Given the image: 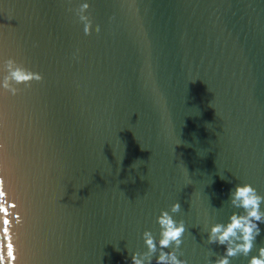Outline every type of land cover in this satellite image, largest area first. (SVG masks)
I'll return each instance as SVG.
<instances>
[{
  "label": "water",
  "instance_id": "obj_1",
  "mask_svg": "<svg viewBox=\"0 0 264 264\" xmlns=\"http://www.w3.org/2000/svg\"><path fill=\"white\" fill-rule=\"evenodd\" d=\"M0 144V264H130L175 202L215 264L231 191L264 196V0H0Z\"/></svg>",
  "mask_w": 264,
  "mask_h": 264
},
{
  "label": "clouds",
  "instance_id": "obj_2",
  "mask_svg": "<svg viewBox=\"0 0 264 264\" xmlns=\"http://www.w3.org/2000/svg\"><path fill=\"white\" fill-rule=\"evenodd\" d=\"M82 7L87 9L88 5L84 4ZM88 31L87 23L84 33L88 34ZM6 71L8 75L5 77V88L8 87L9 78L16 83H23L33 78L32 74L17 65L14 59L6 61ZM36 79L39 80L41 77L36 76ZM12 91L15 94V90ZM0 148H3L2 144H0ZM230 203L234 208L242 209L243 212H233L226 224L215 223L212 225L208 233V243L218 244L225 248L224 254L215 260V264H230L229 258L239 254L248 256L256 237L260 235L261 230L258 225L264 223V211H261L260 208V205L264 203V196L258 194L251 184H237L230 193ZM180 210L179 202L173 203L170 210H161L160 215L156 218L160 226V239L157 242L150 231H144L143 240L147 251L133 253L130 257V264H152L153 256L157 251L159 254L156 256L155 264H187L185 260L179 259L176 255V251L182 243L185 225L183 220H174L172 214H176ZM173 245L172 251H164ZM248 264H264V247L259 248L258 255L251 256Z\"/></svg>",
  "mask_w": 264,
  "mask_h": 264
},
{
  "label": "snow or ice",
  "instance_id": "obj_3",
  "mask_svg": "<svg viewBox=\"0 0 264 264\" xmlns=\"http://www.w3.org/2000/svg\"><path fill=\"white\" fill-rule=\"evenodd\" d=\"M2 194H3V193L0 192V195H2ZM2 210L5 211V212L7 211L6 209H2ZM4 223L7 224L8 221L5 220ZM5 231H7V229H5ZM7 247H8V257H10L12 260H15L16 257H15V255L13 254V245H12L11 243H9ZM3 259H4V257H3V256H0V261H3Z\"/></svg>",
  "mask_w": 264,
  "mask_h": 264
}]
</instances>
